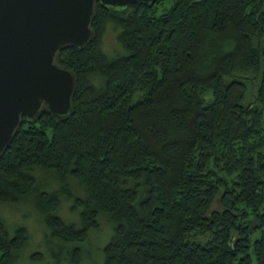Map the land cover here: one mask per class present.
<instances>
[{
  "label": "trees",
  "instance_id": "trees-1",
  "mask_svg": "<svg viewBox=\"0 0 264 264\" xmlns=\"http://www.w3.org/2000/svg\"><path fill=\"white\" fill-rule=\"evenodd\" d=\"M90 27L57 55L75 78L69 114L22 117L0 156V205L29 200L70 264L100 217V264H264V0L97 2ZM28 241L0 218V264Z\"/></svg>",
  "mask_w": 264,
  "mask_h": 264
},
{
  "label": "water",
  "instance_id": "water-1",
  "mask_svg": "<svg viewBox=\"0 0 264 264\" xmlns=\"http://www.w3.org/2000/svg\"><path fill=\"white\" fill-rule=\"evenodd\" d=\"M156 0H0V156L21 123L45 110L70 112L75 78L57 63L58 51L92 38L95 4L126 10Z\"/></svg>",
  "mask_w": 264,
  "mask_h": 264
},
{
  "label": "rangeland",
  "instance_id": "rangeland-1",
  "mask_svg": "<svg viewBox=\"0 0 264 264\" xmlns=\"http://www.w3.org/2000/svg\"><path fill=\"white\" fill-rule=\"evenodd\" d=\"M115 34V31H113L111 27H108L103 36L102 48L108 55L120 51L115 40ZM204 98L208 99L209 96L205 95ZM35 175L37 176V180L42 184L46 182L49 184L48 190H54L58 187L52 175L48 176V174H44L40 171H37ZM43 179L46 180V182L43 181ZM68 186L74 195H83V190L77 188L73 180H69ZM68 206L69 203L61 199V207L58 214L64 220H73V215L68 212ZM0 218H2L8 226H24L29 234L28 246L17 264H70L67 252L71 250V247L62 246L58 242L48 238L42 218L35 212L29 200H23L15 205H0ZM99 222V230L90 231L87 241L80 245L81 259L78 264L101 263L100 248L108 239L111 228L106 220H103V217H100ZM59 246L60 249L58 248ZM34 253L38 254L40 259L35 262H30L29 256Z\"/></svg>",
  "mask_w": 264,
  "mask_h": 264
}]
</instances>
